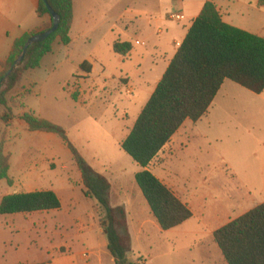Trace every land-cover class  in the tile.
I'll return each mask as SVG.
<instances>
[{
  "label": "rangeland",
  "instance_id": "374dc122",
  "mask_svg": "<svg viewBox=\"0 0 264 264\" xmlns=\"http://www.w3.org/2000/svg\"><path fill=\"white\" fill-rule=\"evenodd\" d=\"M144 1L154 3L157 0H84L78 9L81 14L86 9V24L73 33L72 61L64 62L48 76L40 91L36 88V93L34 87L23 86V80L29 79L30 72L35 69L21 71L16 83L4 87L11 120L6 124L0 119V149L9 155L7 179L10 183L0 179V198L17 192L52 190L58 195L62 208L46 216L43 225L39 223L42 215L38 214L24 216L26 220L17 216L14 219V214L0 215V264H42L46 247L59 240V233L64 236L75 233L73 220L77 217L84 234L94 237L95 245L102 246L101 251L106 252L108 260L112 259L105 247L107 239L100 225V209L92 199L83 196L80 173L70 151L61 139L55 146L43 138L45 134L29 132L18 118L26 107L38 115L48 106L57 108L56 124L66 130L68 141L109 181L110 204L123 206L131 244L127 259L140 260L142 264H173L168 248H164L170 239L167 236L173 235L154 233L155 219L134 182L138 166L120 148L149 94L135 91L126 77L115 81L110 77L103 81L97 76L101 65L118 71L121 62H116L111 57L113 51L106 49L116 31L134 45L135 40L145 42V49H140L147 55L145 68L149 65L150 54L155 55L156 51L151 49L154 41L167 36L165 62L175 49L172 41H182L184 29L170 33L167 25L179 21L167 19L163 35L158 37L152 31V38H147L146 30L145 33L141 30L143 22L124 15L125 11L142 8ZM180 6L176 1L165 6L166 18L172 12L180 13ZM98 53L101 62L94 63L96 74L91 78L94 83L81 86L83 71L75 66L77 58L94 59ZM123 63L124 68L135 73L136 58L123 59ZM46 73L41 72V78ZM146 74V89L152 90L157 73L147 71ZM71 94L76 95L75 100ZM3 112L0 105V117ZM183 130L186 136L179 143L174 161L179 173L191 180L190 186L206 195L208 215L213 216L221 208L223 220L234 218L264 202V94L252 93L225 79L207 114L196 122L187 121ZM174 184L180 187L179 181ZM229 201L233 203L232 208L227 207ZM55 222H59L60 227L55 228ZM189 224L193 225L197 238L207 244L192 247L190 254L195 256L200 250V256H207V263L219 264L222 255L212 237L195 220ZM142 226L147 237L140 232ZM201 231L204 232L201 234ZM81 236L72 240L73 247L85 250ZM180 236L176 237L177 241L189 238L188 234ZM88 239L91 242L93 238ZM187 241L190 243L189 239ZM179 261L175 260L176 264L182 263ZM207 263L202 261L201 264ZM193 264L199 263L194 260Z\"/></svg>",
  "mask_w": 264,
  "mask_h": 264
},
{
  "label": "trees",
  "instance_id": "16d2710c",
  "mask_svg": "<svg viewBox=\"0 0 264 264\" xmlns=\"http://www.w3.org/2000/svg\"><path fill=\"white\" fill-rule=\"evenodd\" d=\"M73 1L47 0L59 16L58 27L44 41L29 46L20 64L2 81L0 105L4 112L0 119L4 123L11 120L4 87L16 83L21 71L38 68L55 40L63 45L70 43ZM263 4L264 0H259V5ZM36 13L50 18L40 31L50 28L51 17L43 0H39ZM35 33L38 32L26 33L13 41L9 55L0 62V80L20 54L26 39ZM112 50L125 58L131 44L117 40ZM80 68L90 71L86 61ZM225 79L255 94L264 90V38L223 22L214 3L206 1L120 143L122 151L140 168L134 174V182L162 231L182 224L191 218L192 212L146 168L185 120L196 122L207 114ZM71 98L75 100L76 95L71 94ZM18 118L29 132L57 135L70 151L80 173L83 196L92 199L100 209L101 229L114 263L142 264L140 260L127 259L131 244L126 215L123 206L110 204L111 185L107 178L87 163L68 141L62 126L30 111L22 112ZM8 170L9 155L0 149V179L8 178ZM60 207V199L52 190L17 192L0 199V215L47 212ZM212 237L226 264H264V202L217 228Z\"/></svg>",
  "mask_w": 264,
  "mask_h": 264
},
{
  "label": "crops",
  "instance_id": "0c3cea01",
  "mask_svg": "<svg viewBox=\"0 0 264 264\" xmlns=\"http://www.w3.org/2000/svg\"><path fill=\"white\" fill-rule=\"evenodd\" d=\"M173 1L180 3L181 6L179 14H182L183 18L181 20H178L179 22H176L175 24H167L168 20L170 19L169 17L166 18L167 15L163 12V8L170 5V2ZM206 1H212L214 3L223 22L264 38V4L259 5V0H157L154 3L144 1L142 8L140 7L138 9H133L130 12L125 11L124 15L128 14L130 15V17H133L134 19L138 18L139 21L143 22L141 30L144 33L146 30L147 38H152L150 37V34L153 35V32L158 37L163 35V26L167 24L168 28L170 29V33H176L180 29H184V35L181 39L183 40L188 28L192 24L193 20L197 17ZM38 2L39 0H0V62L4 61L9 55L12 43L15 39L29 32H39L46 24L50 22V18L48 16L40 17L39 15H37L36 8L38 6ZM79 4H84V0H74L72 4L73 18L69 30V36L71 39L70 43L67 45H63L59 42L58 39L55 40L52 44L51 52L45 54L41 59L40 66L30 72L29 79L23 80L25 81L23 82L24 87L32 86L35 88V90H33L34 93H36V88L40 91L39 88L46 82L47 78H49L48 76H51L60 66H62L64 62L72 61V45L73 41L75 40L73 33L78 29L81 30L84 24H86V9L84 10V14H81L80 10L78 9ZM90 8L92 9V7ZM166 34H168V31ZM162 37L163 39L154 41L151 49L155 50L156 52H154L155 55H153L152 53L150 54L149 65L147 68H145V58L147 55H145L142 51L143 49H145V42L135 40L134 45L131 42L127 41V38L121 37V34L116 31V34H114L108 41L106 49L112 50L113 42L119 40L129 42L131 44V50L125 58H122L120 55L113 52L111 57H113L116 62H121L118 64V71L117 69L112 70L105 65H101V71H97V76H99L98 78L103 81H107L110 80L111 77V79L115 81L119 80L120 78L126 77L128 78L130 84L132 85V88L135 91L146 93L150 96V94L154 90L156 83L160 80L162 74L164 73L169 61L175 54L176 49L179 46L177 44L181 43V41L177 40L172 41L171 44L173 45V47H175V49L170 59L165 62L163 55L166 54L165 50L166 46H168V42L166 40L167 36ZM135 47H138L139 49ZM132 58H136L137 60L135 73L129 72L128 69L123 67V59L127 60ZM96 60L101 62L100 53H98V56L96 55L94 59L89 58V56L85 58H77L75 66L78 67V69L80 68L81 63H83L84 61L88 62L90 69V71L87 72L80 68L83 71L81 83L79 82L81 86H83L87 82L94 83V79L91 78L94 74H96L94 65ZM147 71L150 73H157V81L154 83V87L152 90L146 89V87L148 86V79L146 74ZM41 72H47L44 78H41ZM260 94L263 95L264 90ZM54 107L48 106L42 109L37 116L56 123L58 116L57 108ZM25 111L30 110H28L26 107ZM187 121L190 120H185L183 122L179 129L172 135L170 140L161 148V150L156 154V156L151 160L146 168L164 185H166L180 199L181 202L186 204L192 212L191 218L167 231H162L156 221L153 224L154 233L158 232L161 233L160 235L164 236L166 235V233L167 235L168 233H171L174 236H167L170 239L169 242L164 245V248H168L169 250L168 254L172 256L173 264H176L179 260V262H182L183 264H193L194 260H196V262L199 264H201L202 261H204L205 263L208 262L207 256H200V250L197 251V255L195 256H192L190 254L192 247L207 245L204 244V241L200 239V237L197 238L198 234L194 230H192L193 225L189 224L190 221L195 220L201 226L202 230H204L209 237H212V233L217 228L236 218L228 217L227 219L223 220L220 216L222 212L221 208L219 212L215 213L213 216L208 215L207 211L205 210L208 207L205 200L206 195L197 190V188L191 187L189 184L191 180H189L188 178H184L181 173H179L174 158L177 148H179V143L182 141L183 137L186 136V132H184L183 127L187 123ZM22 123L25 125L24 122ZM41 133L45 134L43 138L51 142L52 145L58 146L61 143L59 142V137L57 135L53 133ZM139 169L140 168L138 167L137 171ZM179 176H181V178H179ZM194 180L196 181L197 178H195ZM178 181L180 183V187H177L174 184L178 183ZM227 207H233L232 201L228 202ZM60 210L58 209L47 212H34L31 214H14L12 216L14 217V219L15 216H17L22 220H26L24 216L30 217V215H42L40 216L41 220L39 223L43 225L47 221L46 216H48L49 214H55ZM13 217L11 218V220L13 219ZM73 221L76 227L75 233L71 236H64L62 233H59V240L54 243H50L46 247L45 260L42 262V264H115L113 259L108 260L106 252L101 251L102 246L95 245L94 237H91L89 234H84V230H81L80 228V220L78 219V217ZM33 225L35 224L33 223ZM54 226L55 228L60 227V223L55 222ZM204 231H201V234ZM140 232L143 236L147 237V235L143 233V226L141 227ZM147 232H149L148 229ZM80 234L82 235L81 238L83 239V241H85L86 244L85 250L73 247L74 241L72 242V240H74V238L80 237ZM181 234H188L189 238H187V240L189 239L190 243H188L187 240H183V238H181L182 240L177 241L176 237H181ZM191 237H193L194 240L193 238L190 239ZM88 238H90V240L92 238L93 239L90 242ZM192 241L196 243L192 244ZM175 260L177 262H175ZM219 264H226L223 257L219 258Z\"/></svg>",
  "mask_w": 264,
  "mask_h": 264
},
{
  "label": "water",
  "instance_id": "95a60500",
  "mask_svg": "<svg viewBox=\"0 0 264 264\" xmlns=\"http://www.w3.org/2000/svg\"><path fill=\"white\" fill-rule=\"evenodd\" d=\"M43 1L45 2L46 8H47L49 15L51 17V23H52L51 27L48 29H45L43 31H40L38 33H35L33 35H30L26 39L20 54L13 60L11 66H10V69L5 73L3 78L0 80V85H1L2 81L5 78H7V76L9 74H11L13 72V70L18 66V64H20V62L22 61V59L25 55L26 49L29 46H31L35 43H39V42L44 41L46 38H48L50 36V34H52L57 29L58 23H59V16L51 9V7L47 3V0H43Z\"/></svg>",
  "mask_w": 264,
  "mask_h": 264
},
{
  "label": "built area",
  "instance_id": "2783aa9c",
  "mask_svg": "<svg viewBox=\"0 0 264 264\" xmlns=\"http://www.w3.org/2000/svg\"><path fill=\"white\" fill-rule=\"evenodd\" d=\"M170 20H181L183 18L182 14L176 13V12H172L168 15ZM138 43V42H137ZM180 45V44H177Z\"/></svg>",
  "mask_w": 264,
  "mask_h": 264
}]
</instances>
